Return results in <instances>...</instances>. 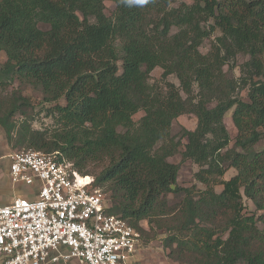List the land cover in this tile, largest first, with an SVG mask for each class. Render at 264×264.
I'll return each mask as SVG.
<instances>
[{
    "label": "trees",
    "instance_id": "1",
    "mask_svg": "<svg viewBox=\"0 0 264 264\" xmlns=\"http://www.w3.org/2000/svg\"><path fill=\"white\" fill-rule=\"evenodd\" d=\"M2 54L0 126L14 147L58 151L82 174L98 168L95 186L141 245L161 230L180 263L264 264V0H0ZM16 84L43 94L50 126L34 127ZM183 114L197 126L174 133ZM177 154L200 167L204 188L179 184Z\"/></svg>",
    "mask_w": 264,
    "mask_h": 264
},
{
    "label": "built area",
    "instance_id": "2",
    "mask_svg": "<svg viewBox=\"0 0 264 264\" xmlns=\"http://www.w3.org/2000/svg\"><path fill=\"white\" fill-rule=\"evenodd\" d=\"M13 185L29 186L0 205V264H134L141 232L110 212L104 188L57 152L10 154Z\"/></svg>",
    "mask_w": 264,
    "mask_h": 264
},
{
    "label": "rangeland",
    "instance_id": "3",
    "mask_svg": "<svg viewBox=\"0 0 264 264\" xmlns=\"http://www.w3.org/2000/svg\"><path fill=\"white\" fill-rule=\"evenodd\" d=\"M181 1L186 2H192V0H175V3H179ZM106 12L107 14H111L113 9L115 8V4L112 1H106ZM219 32H216L211 38L206 39L204 41L203 46L201 47V50L206 53L210 46L212 41L214 40L213 37L218 35ZM6 59V56L2 54L0 56V62H3ZM248 59V56L246 55H239L237 62L239 64L245 62ZM228 70V66L225 68ZM163 73V69L161 67H156L154 71L152 72V78L151 81H157L160 80L161 75ZM231 74H234L235 76L240 75V67H236L233 71H231ZM170 81L174 82L175 84L179 85V80L175 75H170L168 78ZM15 87H20L22 90L23 95L28 96L31 100L32 106L34 107L32 114L34 116L33 125L35 128H44L46 126H50L53 122V120L50 117H46V111L42 109L43 107V94L39 90H35L30 86H21L19 84H16ZM11 87L10 89H12ZM243 98L247 99V91L244 90L242 92ZM232 113L233 109L228 111V113L225 116V123L226 126L231 134V136L234 138L237 135V129L234 125V122L232 120ZM144 112L140 111L135 116L134 119L138 120L143 116ZM197 126V117L194 114H183L179 116L175 121L173 125V132L178 133L181 129V127H186L188 129H194ZM234 144V140L232 141L231 145ZM258 149L264 148V140L258 143L257 145ZM27 148H17L14 147L10 142H8L6 138L5 131L2 126H0V205L8 204L14 197L15 194H21V191H28L30 190L29 186L25 185H13L11 182V179L9 177V161H10V154H13L18 151L25 150ZM170 161L181 163V169L179 172V178L178 182L182 186H191L192 184H197L198 187H205L202 183L198 182L194 175L195 173L200 169V167L194 163L192 160H187L182 162L181 154H177L173 157L169 158ZM90 172H88V175H96V171H98V168L93 169V167H89ZM92 169V170H91ZM236 170L234 168L230 169L225 176L224 179H229L231 176L235 174ZM217 191L222 190V185L216 186ZM245 203L248 205V208L251 210L255 209L254 204L248 200H244ZM142 224L149 228L147 221H142ZM165 237V234L160 230L158 232V235L149 240L146 245H141V247L138 249L136 260L134 261V264H184L180 263L174 259H172L168 253L169 250L164 247L163 239ZM58 264H80L77 259H72L66 263H58ZM186 264V263H185Z\"/></svg>",
    "mask_w": 264,
    "mask_h": 264
},
{
    "label": "crops",
    "instance_id": "4",
    "mask_svg": "<svg viewBox=\"0 0 264 264\" xmlns=\"http://www.w3.org/2000/svg\"><path fill=\"white\" fill-rule=\"evenodd\" d=\"M29 191V190H28ZM22 193H26V191H21ZM63 263H66V262H63Z\"/></svg>",
    "mask_w": 264,
    "mask_h": 264
},
{
    "label": "water",
    "instance_id": "5",
    "mask_svg": "<svg viewBox=\"0 0 264 264\" xmlns=\"http://www.w3.org/2000/svg\"><path fill=\"white\" fill-rule=\"evenodd\" d=\"M173 188H175V185H172Z\"/></svg>",
    "mask_w": 264,
    "mask_h": 264
}]
</instances>
